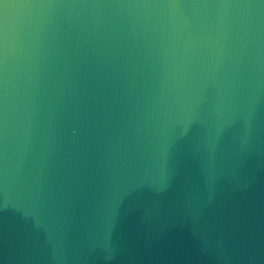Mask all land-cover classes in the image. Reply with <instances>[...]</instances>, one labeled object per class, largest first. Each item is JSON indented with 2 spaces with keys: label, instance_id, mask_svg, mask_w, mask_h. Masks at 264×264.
<instances>
[{
  "label": "clouds",
  "instance_id": "clouds-1",
  "mask_svg": "<svg viewBox=\"0 0 264 264\" xmlns=\"http://www.w3.org/2000/svg\"><path fill=\"white\" fill-rule=\"evenodd\" d=\"M0 18L12 20L0 27V217L6 201L27 264H89L118 191L180 214L233 187L235 132L214 174L200 155L249 91L244 52L264 21L254 0H0ZM18 205L61 235L58 251Z\"/></svg>",
  "mask_w": 264,
  "mask_h": 264
},
{
  "label": "water",
  "instance_id": "water-1",
  "mask_svg": "<svg viewBox=\"0 0 264 264\" xmlns=\"http://www.w3.org/2000/svg\"><path fill=\"white\" fill-rule=\"evenodd\" d=\"M254 3L264 9V0ZM11 24V19L0 18V27ZM244 66L249 91L233 99L231 111L220 118L214 149L200 155L204 168L214 174L225 163L226 138L235 132L238 155L228 162L236 176L233 187L180 214L172 204L135 187L116 192L112 215L91 246L89 264H264V21L245 48ZM78 176L70 163L62 181V194L69 200ZM5 205L0 264H27L28 232L14 226ZM17 215L28 217L29 230L46 234L52 252L59 250L62 237L43 217L24 205L17 206ZM113 230L120 240L115 256L110 251Z\"/></svg>",
  "mask_w": 264,
  "mask_h": 264
}]
</instances>
